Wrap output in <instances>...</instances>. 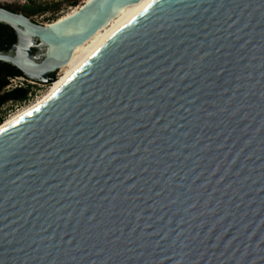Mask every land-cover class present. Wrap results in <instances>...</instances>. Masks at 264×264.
I'll list each match as a JSON object with an SVG mask.
<instances>
[{"label": "water", "instance_id": "obj_1", "mask_svg": "<svg viewBox=\"0 0 264 264\" xmlns=\"http://www.w3.org/2000/svg\"><path fill=\"white\" fill-rule=\"evenodd\" d=\"M138 1L0 8V61L53 82ZM0 264H264V0H150L0 129Z\"/></svg>", "mask_w": 264, "mask_h": 264}, {"label": "bare ground", "instance_id": "obj_2", "mask_svg": "<svg viewBox=\"0 0 264 264\" xmlns=\"http://www.w3.org/2000/svg\"><path fill=\"white\" fill-rule=\"evenodd\" d=\"M88 0H84L83 3ZM150 0H140L138 2L128 3L120 7L116 14L112 16L108 23L102 27H100L91 37H89L84 43L75 47L72 51L71 57L67 64L62 66L58 70V74L53 83L49 86V88L44 92V94L36 99L30 105L22 108L6 120L0 123V129L5 127L6 125L14 122L19 119L26 113L38 107L41 103H43L46 99L51 97L60 86L70 77V75L77 70L98 48L102 46V44L125 22L131 19L147 2ZM80 6L74 7L68 14L71 12H75L78 10ZM66 15L58 18L56 21L63 19ZM55 22V21H54Z\"/></svg>", "mask_w": 264, "mask_h": 264}, {"label": "rangeland", "instance_id": "obj_3", "mask_svg": "<svg viewBox=\"0 0 264 264\" xmlns=\"http://www.w3.org/2000/svg\"><path fill=\"white\" fill-rule=\"evenodd\" d=\"M31 1L36 4H45L49 7L46 12L37 13L29 17L32 21L43 25L56 21L58 18L68 14L74 7L81 6L84 2V0H0V4H11L13 5L11 7H13L15 11L22 13V7L28 6ZM73 4H75V6ZM35 90V94L39 97L44 94L46 88L40 86L35 87ZM22 106V102H7L4 104L0 109V116H3L1 122L9 118L16 109H20Z\"/></svg>", "mask_w": 264, "mask_h": 264}, {"label": "trees", "instance_id": "obj_4", "mask_svg": "<svg viewBox=\"0 0 264 264\" xmlns=\"http://www.w3.org/2000/svg\"><path fill=\"white\" fill-rule=\"evenodd\" d=\"M75 6V4H73ZM49 9L45 4H36L31 1L28 6L22 7V14L31 17L37 13H44ZM17 12V11H15ZM39 54V50L34 51V56ZM39 62L38 59H36ZM23 76V74L17 70L14 66L9 63L0 62V109L7 102H22L27 99V94L31 89L30 85H27L25 88H16L10 91H5L4 87L7 85L8 79L11 77ZM54 74L52 78L54 79ZM3 120V116H0V123Z\"/></svg>", "mask_w": 264, "mask_h": 264}, {"label": "flooded vegetation", "instance_id": "obj_5", "mask_svg": "<svg viewBox=\"0 0 264 264\" xmlns=\"http://www.w3.org/2000/svg\"><path fill=\"white\" fill-rule=\"evenodd\" d=\"M11 6H13V5H11V4H0V8H4L8 11L15 12L13 7H11ZM16 13H18V12H16ZM16 41H17V36H16L15 30L13 28H11L10 26L4 24V23H0V54L1 55H10V56L14 55ZM36 49L39 50V54L34 56L33 54H34V51ZM44 53H45V47L39 45L38 42L36 41L35 46L32 49V58L35 61H36V59H38L40 61L43 58ZM52 74L53 73L46 74L44 76V79H47V80L51 79ZM35 82H37V81H35ZM5 87H4V90L9 91V90H6Z\"/></svg>", "mask_w": 264, "mask_h": 264}, {"label": "built area", "instance_id": "obj_6", "mask_svg": "<svg viewBox=\"0 0 264 264\" xmlns=\"http://www.w3.org/2000/svg\"><path fill=\"white\" fill-rule=\"evenodd\" d=\"M58 72L55 73V77L54 80L56 79ZM53 80V81H54ZM53 82H50L48 84H43V83H39V82H35L33 80H29L28 78L24 77V76H18V77H11L8 79L7 85L5 87L6 90H13L16 88H25L27 85L31 86V89L29 90L28 94H27V99L22 101V107H20V109H16V111L13 113L15 114L16 112H18L19 110H21L22 108L30 105L31 103H33L36 99H38L41 96H37L35 94L36 90L35 87H45L46 90L49 88V86L52 84ZM12 114V115H13ZM11 115V116H12ZM10 117V116H9Z\"/></svg>", "mask_w": 264, "mask_h": 264}]
</instances>
